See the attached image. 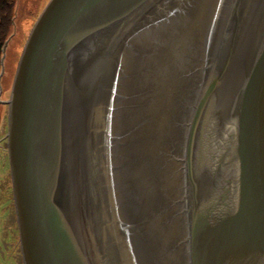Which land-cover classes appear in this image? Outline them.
Returning a JSON list of instances; mask_svg holds the SVG:
<instances>
[{
	"label": "water",
	"instance_id": "1",
	"mask_svg": "<svg viewBox=\"0 0 264 264\" xmlns=\"http://www.w3.org/2000/svg\"><path fill=\"white\" fill-rule=\"evenodd\" d=\"M0 104V264H264V0H49Z\"/></svg>",
	"mask_w": 264,
	"mask_h": 264
},
{
	"label": "rangeland",
	"instance_id": "2",
	"mask_svg": "<svg viewBox=\"0 0 264 264\" xmlns=\"http://www.w3.org/2000/svg\"><path fill=\"white\" fill-rule=\"evenodd\" d=\"M13 3V23L10 34L7 38L4 52H2L0 78L1 94L0 99L8 97L16 65L25 44L28 33L36 18L49 0H12ZM5 104H0V118Z\"/></svg>",
	"mask_w": 264,
	"mask_h": 264
},
{
	"label": "trees",
	"instance_id": "3",
	"mask_svg": "<svg viewBox=\"0 0 264 264\" xmlns=\"http://www.w3.org/2000/svg\"><path fill=\"white\" fill-rule=\"evenodd\" d=\"M13 3L12 0H0V57L2 55L3 44L10 34V28L13 23Z\"/></svg>",
	"mask_w": 264,
	"mask_h": 264
}]
</instances>
